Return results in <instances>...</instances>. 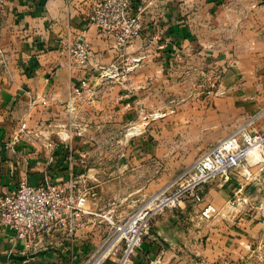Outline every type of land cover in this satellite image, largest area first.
Wrapping results in <instances>:
<instances>
[{"label":"crops","instance_id":"crops-1","mask_svg":"<svg viewBox=\"0 0 264 264\" xmlns=\"http://www.w3.org/2000/svg\"><path fill=\"white\" fill-rule=\"evenodd\" d=\"M97 1H6L0 29V196L20 182L63 186L87 174L118 181L112 194L121 200L118 163L125 153L97 149L124 148L118 138H101L107 132L118 137L127 124L126 161L161 170L168 181L237 129L264 133V0H145L143 27L125 49L88 22ZM80 30L91 51L84 69L67 49ZM200 64L211 75L222 72L220 80H206L209 86L215 82L208 95L185 78ZM83 77L89 90L71 99V88ZM243 165L227 180L203 184L202 202L186 201L155 215L128 264L249 259L248 248L264 233L259 212L264 207L230 203L240 185L249 195L251 173ZM256 184L260 190L261 182ZM91 186H98L96 203L107 184ZM206 202L219 210L209 219L199 213ZM87 216L73 236L57 230L41 247L27 248L0 226V253L26 255L0 264H83L99 236L98 220Z\"/></svg>","mask_w":264,"mask_h":264},{"label":"built area","instance_id":"built-area-1","mask_svg":"<svg viewBox=\"0 0 264 264\" xmlns=\"http://www.w3.org/2000/svg\"><path fill=\"white\" fill-rule=\"evenodd\" d=\"M7 0H0V29ZM145 0H98L88 13V22L100 33L113 38L118 49H125L139 35L146 8ZM67 49L76 65L84 69L90 62L91 51L85 31L72 36ZM114 70V64L109 67ZM106 72L105 69L101 68ZM215 82L210 86L215 87ZM85 77L70 90V98L88 91ZM211 90L207 91L210 93ZM264 163V133L250 134L243 127L218 140L206 152L196 157L171 180L150 193L131 213L112 219L106 218L108 233L91 250L83 264H128L131 255L150 234L151 221L165 209H174L181 203L202 202L201 186L215 179L227 180L232 171L248 159ZM81 180H69L66 185L46 182L31 185L20 182L0 196V226L12 230L25 241L26 247L42 246L55 231L73 236L83 219L91 212L86 208L87 191ZM236 190L231 204L242 203L245 197ZM200 217L209 219L219 213L218 208L206 202L200 208ZM264 225V208L260 214ZM261 241L264 242V233ZM109 261V262H108ZM192 264H209L196 259ZM221 264V263H217Z\"/></svg>","mask_w":264,"mask_h":264},{"label":"rangeland","instance_id":"rangeland-1","mask_svg":"<svg viewBox=\"0 0 264 264\" xmlns=\"http://www.w3.org/2000/svg\"><path fill=\"white\" fill-rule=\"evenodd\" d=\"M189 59L191 60V62L195 61L197 63V60L191 59V58ZM200 65L201 67L197 70H194V72L192 70H190V72H187L185 74L186 75L185 78L186 80L189 81V83L198 82L197 84L200 85L199 91H202V92L205 91L206 93H203V94L208 95L207 91L211 90L212 87L209 86V84H205V82H207L210 78H215V81L216 79L220 80L222 76V72L218 69L217 72L215 71L211 75V72H210L211 69L209 66H205L202 64ZM198 70L202 71V74L198 73ZM191 84L194 87L196 85V84L194 85L193 83ZM213 89H215L214 86L212 90ZM129 128H130L129 124L124 125V127H122L120 132H116V135L118 137H115L113 132H110V133L107 132V133H104L105 136L101 138L103 140H108V141H113L118 138L119 139L118 142H120L124 148L116 149L111 146L108 148L97 149L98 152H101L105 155L107 154L113 155L114 153H117V152L118 153L123 152V154L125 153L124 155L121 156L119 163H118L120 169H122V174H123V178L122 180H120L121 183H119L123 189L122 196H120L121 200H117V198H113V194H112L114 193V190H113L114 187L116 189L118 188L117 187L118 181L109 180V179L108 180L98 179L99 181H97V180H94L93 178H90L91 177L90 175H89L90 177L87 178L86 176L87 174H85L83 176L84 180L81 181L79 184L81 188L85 189L88 192L87 200H86V207H97L93 209V211H91V214H88L87 216V219L91 217L95 221L98 220L95 224L97 225L95 229L99 235L98 242L93 247H95L109 231L106 218L112 217V219H115L117 217H122L124 215L131 213L150 193L156 191L166 181H168L166 177H161L162 176L161 170L156 169L152 171V169L146 168L145 163L139 162L138 165H135V164L130 165L126 161V156L129 158L130 153H131L128 150L130 139H127L129 135L128 133L131 131V129ZM95 166L100 167V166H106V165L97 164ZM243 166H246L247 169H249L251 173L248 178L249 183L246 184V187L250 185H255V190L252 194L249 193V195H247L245 190L242 191V194L239 193L238 195L245 197L246 200L242 204L234 203L235 207H264V163L255 162L254 160L249 158L245 162V165ZM259 181L261 182V186H262L260 190L258 189V186L256 184ZM101 182H105V184H107L106 187L105 186L103 187L106 192L102 195V198L98 202L93 203L96 201V198H97V195H94L95 192L93 190L98 189V186L97 188H91V189L89 188V186L91 185L93 186V184L101 183ZM165 210H168V209H165ZM261 210L259 212H261ZM248 251L252 253L251 257L249 259L243 260L241 264H264V242L259 241V243H254L248 248Z\"/></svg>","mask_w":264,"mask_h":264},{"label":"water","instance_id":"water-1","mask_svg":"<svg viewBox=\"0 0 264 264\" xmlns=\"http://www.w3.org/2000/svg\"><path fill=\"white\" fill-rule=\"evenodd\" d=\"M255 190V185H250L249 186V193L252 194ZM29 256H32V255H29ZM26 257V255H20V254H14V253H11V252H8V253H4V254H1L0 253V262H5L6 260H20V259H24Z\"/></svg>","mask_w":264,"mask_h":264}]
</instances>
